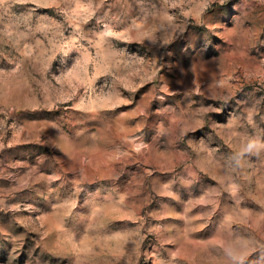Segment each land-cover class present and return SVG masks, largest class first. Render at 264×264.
<instances>
[{
	"label": "rangeland",
	"instance_id": "1",
	"mask_svg": "<svg viewBox=\"0 0 264 264\" xmlns=\"http://www.w3.org/2000/svg\"><path fill=\"white\" fill-rule=\"evenodd\" d=\"M0 264H264V0H0Z\"/></svg>",
	"mask_w": 264,
	"mask_h": 264
}]
</instances>
